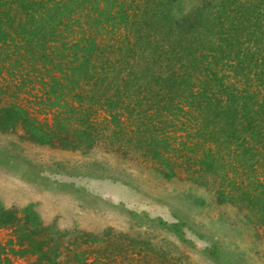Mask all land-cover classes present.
Segmentation results:
<instances>
[{
    "label": "rangeland",
    "instance_id": "1",
    "mask_svg": "<svg viewBox=\"0 0 264 264\" xmlns=\"http://www.w3.org/2000/svg\"><path fill=\"white\" fill-rule=\"evenodd\" d=\"M208 1L0 0V209L39 249L1 227L0 264H264L263 145L192 98Z\"/></svg>",
    "mask_w": 264,
    "mask_h": 264
},
{
    "label": "trees",
    "instance_id": "2",
    "mask_svg": "<svg viewBox=\"0 0 264 264\" xmlns=\"http://www.w3.org/2000/svg\"><path fill=\"white\" fill-rule=\"evenodd\" d=\"M208 2L207 4H198L197 9L180 18V21L182 20V41L190 40L192 44L195 39H199L198 35L194 36L195 39L187 36L190 30L196 32L201 27V30L206 31L205 44L209 45H207L208 52L206 51L202 55L203 62L211 61L208 62L212 63L211 68H216L211 74L205 76L201 82L202 86L194 91L191 88L192 98L208 102L209 111H215L212 113L214 116H211L212 118L221 120L226 115L228 124L232 120L235 121L231 125V133L239 135L238 139H241L245 134V140L248 135L261 142L263 146L260 149L249 144V141L245 148L246 151L255 149V152L251 151L252 156L264 158V0H220L218 4L211 3V0ZM178 34H181V31ZM174 38L175 42L180 40L177 35ZM183 47L186 48V45L182 44V51L185 50ZM155 61L157 64L159 62V67L167 65L161 59L158 61L156 58ZM221 67L228 68L224 69L226 72L223 71L220 74ZM204 68L206 67L204 66ZM224 77L239 78L240 85L236 84L237 80L235 79V83L228 86L225 84ZM190 86V83H187V89L185 87L183 89L189 90ZM245 140L242 139V143ZM16 224L15 231L20 249L30 246V252H37L39 249L34 248L38 245L35 238L25 235L24 230H22L24 236L20 232L23 224L18 220L16 210L0 209V228L13 227ZM25 245L26 247H24ZM20 249L14 251L24 253ZM114 251L109 247L104 248L105 255L111 260H114ZM81 257L75 253L65 263L82 264L84 259ZM55 263L64 264L60 261Z\"/></svg>",
    "mask_w": 264,
    "mask_h": 264
}]
</instances>
